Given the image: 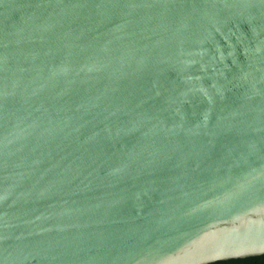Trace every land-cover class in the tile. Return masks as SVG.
<instances>
[{"label":"water","instance_id":"water-1","mask_svg":"<svg viewBox=\"0 0 264 264\" xmlns=\"http://www.w3.org/2000/svg\"><path fill=\"white\" fill-rule=\"evenodd\" d=\"M264 257V0H0V264Z\"/></svg>","mask_w":264,"mask_h":264},{"label":"trees","instance_id":"trees-1","mask_svg":"<svg viewBox=\"0 0 264 264\" xmlns=\"http://www.w3.org/2000/svg\"><path fill=\"white\" fill-rule=\"evenodd\" d=\"M219 264H264V257L247 259V260L224 262V263H219Z\"/></svg>","mask_w":264,"mask_h":264}]
</instances>
